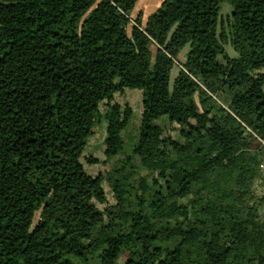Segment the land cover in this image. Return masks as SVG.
<instances>
[{"label": "trees", "instance_id": "1", "mask_svg": "<svg viewBox=\"0 0 264 264\" xmlns=\"http://www.w3.org/2000/svg\"><path fill=\"white\" fill-rule=\"evenodd\" d=\"M137 1L0 0V264H264V0H164L129 32ZM102 125L124 155L94 176Z\"/></svg>", "mask_w": 264, "mask_h": 264}, {"label": "rangeland", "instance_id": "2", "mask_svg": "<svg viewBox=\"0 0 264 264\" xmlns=\"http://www.w3.org/2000/svg\"><path fill=\"white\" fill-rule=\"evenodd\" d=\"M141 1L142 0L137 1L136 6L134 7V9L131 13L132 20H131L130 25L128 26L129 32L131 31L132 26L135 24V19L138 17V15L142 14V17H144V19H146L147 15L150 13L152 14L156 9H158L164 0H154V2L150 3V5L146 6L145 8L139 7ZM232 10H233V6L229 2L223 1L221 3V10H220L221 25H222L223 30L225 31V35L227 38V41L224 45V48L226 50V53L229 56L235 57L237 55V52L234 50L233 46L228 41L230 39V31H231L230 25L232 22V18H231ZM147 19L145 20V22L147 21ZM152 49L155 50V46L152 45ZM188 50H189V46H185L184 49L180 52V54L178 56V61L176 62V65L174 66V68L172 69L171 74H170L171 84L173 83L174 78L176 77L179 70L181 69V64L186 60V54H187ZM127 91H128L127 94L126 93L116 94L115 98H114L115 101L120 103L121 105L129 104L134 111V114H133L132 118L130 119L128 126L122 132V137H123V140L125 142L124 143L125 154H126V148L130 147V146L132 147L133 146L132 143L136 142L138 139L139 128H140V111H141V94L139 92H135L133 90H127ZM216 97L218 99L217 102H220V103L224 102V96L223 95H218ZM196 99H197V97H196ZM102 109H103V105H102ZM156 123L161 125L165 129L166 135H170L172 138H174L176 140L183 141L182 138L180 139L179 126L177 124H173V125L169 124L167 122L166 117H162V118L156 120ZM104 127L105 126L102 125L99 128H96V130H95L96 134L91 139H89V146L86 149V152L84 155V157H87L88 155H93L94 157H97L99 159V164H96L93 166L87 165L85 159L83 160V163H84L87 171L94 176L100 172L104 173V172L111 170V169H114L116 166L120 165V161L124 155V153H120V154H118V156L112 157L108 161V163L107 162L103 163V161L105 160V156L103 153V142H102L103 136L105 134L104 133V129H105ZM131 147L129 149V153L131 152ZM135 162L139 163V159L137 157L135 158ZM137 178L138 177H136V179ZM136 179H134V180H136ZM105 189L107 191V202L109 204H114L115 199L113 198L112 193L106 187V185H105ZM261 204H263V200L261 201ZM98 205L101 209H103L105 207L104 204H98ZM126 259H127V253H123L122 256L119 258L117 264H125Z\"/></svg>", "mask_w": 264, "mask_h": 264}, {"label": "built area", "instance_id": "3", "mask_svg": "<svg viewBox=\"0 0 264 264\" xmlns=\"http://www.w3.org/2000/svg\"><path fill=\"white\" fill-rule=\"evenodd\" d=\"M259 176L256 178L253 186V192L263 200V204L260 206L259 214L261 219L264 221V161L259 164Z\"/></svg>", "mask_w": 264, "mask_h": 264}, {"label": "crops", "instance_id": "4", "mask_svg": "<svg viewBox=\"0 0 264 264\" xmlns=\"http://www.w3.org/2000/svg\"><path fill=\"white\" fill-rule=\"evenodd\" d=\"M152 2H154V0H142L141 1V3H140V5H139V7H143V8H145L146 6H148V5H150V3H152ZM151 14V13H150ZM150 14H148L147 15V17H146V19L148 18V16L150 15ZM146 19H144V17H143V22L145 23V20Z\"/></svg>", "mask_w": 264, "mask_h": 264}]
</instances>
